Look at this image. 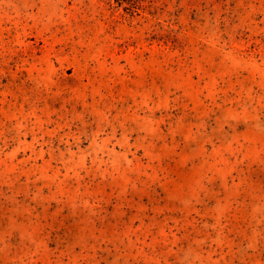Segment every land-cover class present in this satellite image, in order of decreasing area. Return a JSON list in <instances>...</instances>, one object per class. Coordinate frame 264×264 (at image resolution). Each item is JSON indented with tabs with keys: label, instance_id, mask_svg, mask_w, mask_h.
Listing matches in <instances>:
<instances>
[{
	"label": "rangeland",
	"instance_id": "obj_1",
	"mask_svg": "<svg viewBox=\"0 0 264 264\" xmlns=\"http://www.w3.org/2000/svg\"><path fill=\"white\" fill-rule=\"evenodd\" d=\"M0 264H264V0H0Z\"/></svg>",
	"mask_w": 264,
	"mask_h": 264
}]
</instances>
